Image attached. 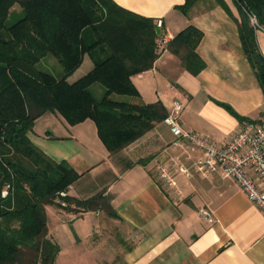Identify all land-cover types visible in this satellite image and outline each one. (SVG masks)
<instances>
[{"label": "crops", "instance_id": "obj_1", "mask_svg": "<svg viewBox=\"0 0 264 264\" xmlns=\"http://www.w3.org/2000/svg\"><path fill=\"white\" fill-rule=\"evenodd\" d=\"M222 1L230 14L216 0H197L187 14L178 8L184 0H112L135 15L160 20L172 38L190 25L202 32L196 52L205 66L198 74L188 72L167 50L151 70L132 81L145 104L160 102L168 112L173 101H183L179 125L219 145L246 122L264 121L263 91L236 23L239 7L234 0ZM256 27L257 47L264 56V30ZM92 67L85 55L68 81ZM29 138L50 159L67 162L80 175L66 196L84 201L99 194L120 218L110 219L126 226L127 247L118 264H264V214L233 180L218 174L204 178L193 171L189 179L177 175L176 186L169 187L159 178V165L182 160V150L163 121L114 155L91 120L70 126L45 113ZM46 210L48 224L65 215L72 222L73 217L100 212H66L56 206ZM200 211L210 213L212 221Z\"/></svg>", "mask_w": 264, "mask_h": 264}, {"label": "trees", "instance_id": "obj_2", "mask_svg": "<svg viewBox=\"0 0 264 264\" xmlns=\"http://www.w3.org/2000/svg\"><path fill=\"white\" fill-rule=\"evenodd\" d=\"M216 1L230 14L222 0ZM196 2L184 0L178 8L187 14ZM235 3L242 47L264 95V56L250 22L255 18L264 30V0ZM15 5L23 16L7 26ZM156 37L157 21L112 0H0V264H55L61 248L49 238L47 207L101 211L120 219L99 194L84 201L66 196L80 175L67 162L45 155L29 134L39 117L52 113L70 126L91 120L110 155L136 142L167 116L160 102H141L132 81L163 54ZM201 39V31L187 26L166 51L196 75L205 66L196 52ZM85 55L93 67L68 81ZM47 56L58 62L62 75L37 69ZM94 85L104 89L100 99L90 90Z\"/></svg>", "mask_w": 264, "mask_h": 264}, {"label": "built area", "instance_id": "obj_3", "mask_svg": "<svg viewBox=\"0 0 264 264\" xmlns=\"http://www.w3.org/2000/svg\"><path fill=\"white\" fill-rule=\"evenodd\" d=\"M251 20L256 26L255 20ZM172 39L158 20L157 50L164 53ZM184 107L183 101H173L163 120L182 150V160L174 161L171 165H159V178L169 187H175L177 175L189 179L193 171L204 178L218 174L224 179L233 180L248 200L264 214V121L246 122L224 144L219 145L179 125L178 119ZM200 214L212 221L207 211H200Z\"/></svg>", "mask_w": 264, "mask_h": 264}, {"label": "rangeland", "instance_id": "obj_4", "mask_svg": "<svg viewBox=\"0 0 264 264\" xmlns=\"http://www.w3.org/2000/svg\"><path fill=\"white\" fill-rule=\"evenodd\" d=\"M22 16L21 8L15 5L11 9L7 26L13 25ZM37 69L46 71L54 77L62 75L60 65L51 56L43 58ZM90 90L97 99L104 94V89L99 85L92 86ZM114 98L131 100L129 97L114 96ZM65 217L58 223L50 220L48 224L49 238L61 247V253L55 264H118L121 251L127 247V243L123 244L126 242L127 233L124 224L112 221L101 211L81 218L73 217L77 219L72 222L68 216Z\"/></svg>", "mask_w": 264, "mask_h": 264}]
</instances>
